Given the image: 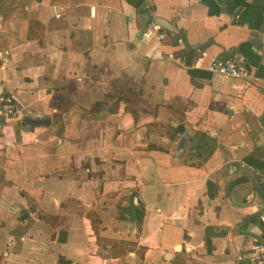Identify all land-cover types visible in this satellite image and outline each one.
Returning <instances> with one entry per match:
<instances>
[{"label": "crops", "instance_id": "obj_1", "mask_svg": "<svg viewBox=\"0 0 264 264\" xmlns=\"http://www.w3.org/2000/svg\"><path fill=\"white\" fill-rule=\"evenodd\" d=\"M234 55L249 79L206 70ZM0 93V264H256L264 0H0Z\"/></svg>", "mask_w": 264, "mask_h": 264}, {"label": "built area", "instance_id": "obj_2", "mask_svg": "<svg viewBox=\"0 0 264 264\" xmlns=\"http://www.w3.org/2000/svg\"><path fill=\"white\" fill-rule=\"evenodd\" d=\"M167 33L155 23H150L142 33L143 41L155 40L159 43L167 39ZM167 58L175 61L180 67L186 68L188 64L183 56L168 55ZM203 62V56L195 57L193 66L199 67ZM206 70L212 75L223 77L227 80H247L251 77L247 61L242 55H234L224 58H212L209 60ZM21 111V105L12 94L0 93V126L16 119ZM260 221L264 223V213L260 215ZM250 250L256 264H264V245L254 243Z\"/></svg>", "mask_w": 264, "mask_h": 264}, {"label": "water", "instance_id": "obj_3", "mask_svg": "<svg viewBox=\"0 0 264 264\" xmlns=\"http://www.w3.org/2000/svg\"><path fill=\"white\" fill-rule=\"evenodd\" d=\"M154 23L156 25L160 26L161 28L173 33L174 35H176L175 38L173 39V41H176L178 39L176 28H174L173 26H171L170 24H168L167 22H165L164 20L159 19V18L156 19ZM202 49H203L202 46L198 47V50H202ZM245 175L251 181L252 185L254 186L258 195L260 196L262 202L264 203V184L260 183L258 176L254 172H246Z\"/></svg>", "mask_w": 264, "mask_h": 264}, {"label": "trees", "instance_id": "obj_4", "mask_svg": "<svg viewBox=\"0 0 264 264\" xmlns=\"http://www.w3.org/2000/svg\"><path fill=\"white\" fill-rule=\"evenodd\" d=\"M219 2L222 5V9L225 12H227L228 14L234 15V14H237L241 10L245 0H219ZM182 56L186 57L185 55H182ZM186 63L187 64L189 63L188 60L186 61ZM176 131L177 132L182 131V128H178ZM95 221L96 220L92 219V223H94V226H95ZM140 221L141 219L136 224L139 225Z\"/></svg>", "mask_w": 264, "mask_h": 264}, {"label": "rangeland", "instance_id": "obj_5", "mask_svg": "<svg viewBox=\"0 0 264 264\" xmlns=\"http://www.w3.org/2000/svg\"><path fill=\"white\" fill-rule=\"evenodd\" d=\"M116 244H117V243H113V245H116ZM117 245L120 246V245H122V243H118ZM115 248H117V249L114 250V251H118V247H115ZM120 248H122V247L120 246L119 249H120ZM114 251H112V253H114Z\"/></svg>", "mask_w": 264, "mask_h": 264}]
</instances>
